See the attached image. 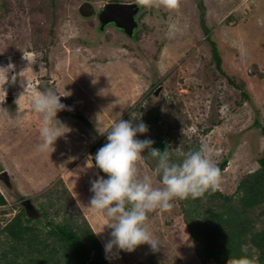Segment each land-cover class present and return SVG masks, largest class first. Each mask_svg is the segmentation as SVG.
Here are the masks:
<instances>
[{
	"label": "rangeland",
	"instance_id": "374dc122",
	"mask_svg": "<svg viewBox=\"0 0 264 264\" xmlns=\"http://www.w3.org/2000/svg\"><path fill=\"white\" fill-rule=\"evenodd\" d=\"M83 1L0 0V66L11 62L17 74L14 84L10 72L9 82L0 87V118L6 126L0 129V171L7 170L11 182L7 186L0 180V193L6 199L0 205V262L2 250L8 248L2 227L24 209L23 199L31 200L35 210L27 216L43 234L49 220L60 221L64 216L78 222L86 218L94 232L109 222L89 207L94 195L90 188L92 180L105 175L94 160L108 142L107 132H100L119 119L140 115L148 126L147 133L137 134L140 140L157 136L168 140L172 133L171 151L183 142L195 148L199 141L201 147L213 149L218 167L227 160L217 185L226 193L234 192L240 178L258 167L264 152V55L250 56L246 49L247 56L236 53V47L245 44L252 52L256 41L264 40V28L259 29L240 0H180L175 10L139 6L134 37L114 25L96 29V17L79 14ZM87 1L97 9L110 1L136 2ZM251 30L262 31L263 36ZM212 40L221 58L218 67ZM44 91L67 95L60 96L66 108L56 115L66 132L52 153L37 151L42 142L41 117L29 98V93ZM91 160L93 166L87 167ZM33 165L42 169L44 181L34 172L35 182L26 181L24 173ZM137 166L141 177L149 175L154 187H163L143 158ZM50 190L62 194L60 200L50 197ZM60 203L67 206L59 210ZM172 204L168 211L148 213L150 230L161 243L159 251L143 244L131 253L120 251L110 258L112 262L201 264L179 199ZM260 210L262 206L255 207L250 214L258 215L256 230L264 228ZM111 231L105 225L104 232L96 234L104 248ZM244 246L251 248L258 263V251L248 243Z\"/></svg>",
	"mask_w": 264,
	"mask_h": 264
},
{
	"label": "clouds",
	"instance_id": "9594fccd",
	"mask_svg": "<svg viewBox=\"0 0 264 264\" xmlns=\"http://www.w3.org/2000/svg\"><path fill=\"white\" fill-rule=\"evenodd\" d=\"M136 4L145 8L163 7L175 10L180 7V0H136ZM93 6L98 11L94 4ZM93 16L97 19L96 15ZM98 27L99 22L96 28L99 30ZM24 58L27 59L25 56ZM10 72L13 73L11 82L14 84L17 80L15 65L9 62L7 66H0V87L4 88L9 82ZM60 96L67 95L52 91L29 93L32 109L41 117L39 134L42 142L37 145L39 153H52L55 142L66 132L56 119L57 112L66 108L61 103ZM133 120H140V115H132V119L127 121L119 119L107 130L100 132H107L108 142L98 149L94 157L95 167L107 174L106 179L100 176L91 181L90 191L94 195L89 204L90 208L109 219L105 225L112 231L111 238L105 244L106 259L118 256L120 251L131 253L143 244L149 245L153 252L159 251L161 243L150 230L148 213L170 210L175 199L200 198L208 189H214L218 185L220 177L213 149L202 146L196 151H180L176 155L181 159L173 161L172 153L167 148L160 151L152 148L154 141L151 139L136 138L138 133H147L148 126L142 120L136 124ZM145 149L149 150V156L158 160L155 173L162 177L163 187H154L149 175L140 176L137 165L143 158ZM92 166V160L91 164L88 161L87 167ZM105 225L94 233L100 235L104 232ZM247 251L246 246L242 247L245 254L228 259L227 264H256V260L249 257Z\"/></svg>",
	"mask_w": 264,
	"mask_h": 264
},
{
	"label": "trees",
	"instance_id": "16d2710c",
	"mask_svg": "<svg viewBox=\"0 0 264 264\" xmlns=\"http://www.w3.org/2000/svg\"><path fill=\"white\" fill-rule=\"evenodd\" d=\"M212 44L213 58L218 67L221 58L213 40ZM154 119L157 120L155 116ZM261 131L264 137L263 125ZM173 139L172 133H169L168 140L157 136L152 139V148L160 151L167 148L176 162L181 159L176 153L201 148L200 141L193 146L195 148L183 142L177 151H171L168 141ZM148 152V149L143 151V159L155 171L158 160L149 156ZM257 161L258 167L245 173L232 193L223 192L216 186L208 189L200 198L179 199L187 230L201 264H208L210 260L216 264H227L228 259L245 254L242 247L246 243L258 251L256 264L264 263V228L256 230L254 222L258 215H250L252 209L258 206H262L260 214L264 213V152ZM226 162L224 159L220 163V170L226 167ZM156 176L159 181L162 180L161 176ZM104 177L106 179L107 174ZM64 191L69 193L66 186ZM48 195H55L59 200L62 197V194L52 190ZM3 204H6V199L0 193V205ZM65 206L67 203H60L58 209ZM42 213L48 215L46 210ZM46 227L43 234L41 228L27 216L25 208L15 214L1 230L8 248L2 250L1 257L4 260L0 264H22L23 261L25 264H114L110 258L106 259L105 248L86 218L78 222L75 217L64 216L60 221L49 220ZM247 249V255L253 258L251 248ZM19 257L23 260H18Z\"/></svg>",
	"mask_w": 264,
	"mask_h": 264
},
{
	"label": "water",
	"instance_id": "95a60500",
	"mask_svg": "<svg viewBox=\"0 0 264 264\" xmlns=\"http://www.w3.org/2000/svg\"><path fill=\"white\" fill-rule=\"evenodd\" d=\"M78 10L84 17L96 15L99 22V30H104L107 25L112 24L126 35L132 37L138 26L136 16L140 11V7L136 2L110 1L103 4L96 11L93 4L86 0L79 5ZM0 180L10 186L11 182L7 170L0 171ZM22 204L28 216H30L31 211L35 210L31 200L29 198L23 199Z\"/></svg>",
	"mask_w": 264,
	"mask_h": 264
},
{
	"label": "crops",
	"instance_id": "0c3cea01",
	"mask_svg": "<svg viewBox=\"0 0 264 264\" xmlns=\"http://www.w3.org/2000/svg\"><path fill=\"white\" fill-rule=\"evenodd\" d=\"M240 5H243L244 7L249 8V11L251 12L250 15H253V17L256 18L255 22H257L259 29L264 28V13L262 12V7H264V0H262V2L261 0H240ZM262 13H263V16L261 15ZM244 47L239 48V46H237L236 49L238 50H236V53H239L240 56H247L248 54L250 56H263L264 55V40L263 39L256 41L255 48L253 49L252 52H248L251 50L248 48L247 44H245ZM245 49L248 53L247 55H246ZM263 62H264V59H263Z\"/></svg>",
	"mask_w": 264,
	"mask_h": 264
},
{
	"label": "bare ground",
	"instance_id": "6f19581e",
	"mask_svg": "<svg viewBox=\"0 0 264 264\" xmlns=\"http://www.w3.org/2000/svg\"><path fill=\"white\" fill-rule=\"evenodd\" d=\"M237 28V27H236ZM235 30V29H234ZM237 30V29H236ZM233 32V31H232ZM235 32V31H234ZM262 31H253V30H251V33L253 34V35H255V36H257V37H261V36H263V33H261ZM243 37L244 38H248V34H245V35H243ZM20 100H22L23 101V96H22V94L20 95ZM23 103V102H22ZM20 105V104H19ZM28 108H29V105L27 106ZM20 108V107H19ZM25 108V107H24ZM24 108H22L21 107V109H24ZM26 110V109H25ZM23 113V112H22ZM25 113H26V111H25ZM27 114V113H26ZM25 115V114H24ZM5 118V117H4ZM7 125V124H6ZM24 126V125H23ZM8 127V126H7ZM5 128H6V126H5V123L4 122H2L1 121V118H0V129H2V130H5ZM3 134V133H2ZM31 170H30V172L28 173V174H26L25 175V173H24V177H26L25 179H26V181H27V179H30V181L31 180H33L34 181V178H35V175H33L32 173L34 172V173H36V174H38V177H40V174L42 173L40 170H42V169H39V168H37L36 166H34L33 165V167L32 168H30ZM37 170L40 172V173H38L37 172ZM44 172V171H43ZM45 173V172H44ZM32 175V176H31ZM38 177L36 178V180L38 181ZM45 177V176H44ZM51 177V176H50ZM41 178V177H40ZM42 179V178H41ZM43 180V179H42ZM44 181V180H43ZM35 182V181H34ZM41 182V181H40ZM38 183V182H37ZM36 185V184H35ZM184 238H185V236H184Z\"/></svg>",
	"mask_w": 264,
	"mask_h": 264
}]
</instances>
